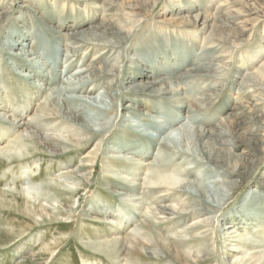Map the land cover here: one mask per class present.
<instances>
[{
    "label": "rangeland",
    "instance_id": "1",
    "mask_svg": "<svg viewBox=\"0 0 264 264\" xmlns=\"http://www.w3.org/2000/svg\"><path fill=\"white\" fill-rule=\"evenodd\" d=\"M1 3L0 12L7 14L0 20V264H264V190L260 186L264 156L251 174L241 179L232 196L218 210L211 209L212 212L202 211L199 208L205 205L201 202L186 199L185 195L154 180L155 172L163 166H166L163 175L177 185L184 177L192 180L193 175L209 171L198 166L191 172L188 158L169 163L173 157L170 148L158 151L155 120L163 121L164 116L178 109L174 106L176 98L190 103L204 94L218 95L212 102L202 101L210 106L202 115L201 125L221 126L244 143L247 137H239L238 133H247L249 129L241 120L250 115L264 116V0H0ZM135 3L146 4V9L133 14L136 12L128 7ZM183 6L188 9H180ZM199 11L227 26H211L210 20L200 16L195 23ZM18 17L27 19L24 25L17 22ZM100 23L127 32L128 37L121 45L126 54L123 64L131 65L130 57L140 61L148 56L146 65L153 68L155 75L171 72L177 76L195 68L190 60L208 49L200 62L208 63L210 55H220L224 61L217 64L224 69L220 68L221 74L216 68L195 69L190 75L209 73L219 78L189 77L177 81L180 93L162 97L168 100L138 95L135 118L130 117L133 113L126 116L134 119V123L143 124L133 129L140 134L120 129L125 117L121 107L105 115L116 119L115 127L111 123L108 130L99 134L95 132L98 126L85 131L76 124L64 123V107L60 101L56 107L50 99L51 89L72 79V74L87 60L80 63V49L75 50L74 57H65V46L54 39L58 30L66 31L71 25L87 30L90 25ZM29 32H35L33 40L22 41L18 47L21 38ZM110 35L105 34L118 42ZM148 42L154 45L150 53L142 49L140 52L139 48ZM20 48L31 51L23 58L13 56H22ZM132 48L137 51L133 56ZM103 49L90 50L87 59ZM171 53L173 57H168ZM118 54L117 49L105 53L107 57ZM31 62H34L32 67ZM48 64L51 65L46 69ZM22 65H28L27 75L36 71L47 78L52 74L59 78L55 85L40 77H33L28 84L15 74V71L22 73ZM66 65L72 72H67ZM124 69L121 67L123 75L131 70ZM135 71L138 74L140 70ZM108 80H101L94 86L95 91H100ZM238 81L257 85L253 87L258 88L257 95L242 100L247 107L259 101L251 110L233 107L236 91L244 92L252 87L241 89ZM93 94L91 97H99L98 93ZM148 114L155 118H147ZM226 116L228 120L221 124ZM19 120L25 125L18 126ZM170 133L166 135L176 136L178 130ZM261 133L264 135V130ZM230 135L226 140H232ZM41 136L52 140L44 144ZM54 142L59 143L58 147L53 146ZM210 146L211 143L202 144L198 140L189 145L197 153L210 151ZM124 147L126 150H122ZM228 149H220V159L233 164L235 155H229ZM242 149L240 145L233 152ZM214 159L212 155L210 160ZM250 168L244 171L249 172ZM254 191L256 198H260L252 202V210L238 216L239 204L249 201ZM26 201L30 203V211ZM168 239L188 255V262L166 256L164 247ZM121 245L123 250L119 254ZM127 249H131L128 256Z\"/></svg>",
    "mask_w": 264,
    "mask_h": 264
},
{
    "label": "bare ground",
    "instance_id": "2",
    "mask_svg": "<svg viewBox=\"0 0 264 264\" xmlns=\"http://www.w3.org/2000/svg\"><path fill=\"white\" fill-rule=\"evenodd\" d=\"M2 5L3 4L1 3L0 9L2 8ZM128 8H131L132 11L136 12L133 14H138L140 10L146 9V4L135 3ZM180 9L186 10L188 8L186 6L185 7L183 6ZM6 12L7 11L0 12V20L2 18H5L4 14L6 15L7 14ZM186 16L188 17V15ZM199 16L200 18L202 17L203 19H205V21L210 20L211 26L215 25L221 28L224 26H227L226 24L225 25L219 24L217 22L216 17L214 16L209 17V15H205V13L200 12V11L197 12V14L194 17L195 23ZM48 17L51 18V20H54L52 19V16L51 17L48 16ZM26 21L27 19L22 18V17H18L17 19V22L22 25H24ZM70 28H68L66 31L58 30L59 34L55 36L54 40L57 43L59 42L61 46H65V49H66V52L64 54L65 57L66 56L74 57L75 50L80 49V51L82 50L81 54L79 53L80 54L79 59L81 61L80 63H82V61L84 60H87V62L86 64L81 66V68L78 67L79 70L75 71L73 74L71 73L73 76L72 79L61 82L62 83L61 86L57 87L56 89H53V88L51 89V93L53 94V97H51L50 100L55 105H57L60 101L59 103L60 106L64 107L62 111L63 112L62 117L64 118L63 119L64 123L67 122L68 124L69 123L76 124L77 126H79L78 128H82L85 131L94 130L93 126H98L96 127L97 131L95 132L99 134L102 131L108 130L111 123H113L111 127H115L116 119L107 117L105 115L121 107L124 112L122 113L123 114L122 116H125V117L122 118L121 123L124 122V124L120 125L121 127L120 129H122L123 131L134 133L135 135L140 134V132L138 131L135 132L133 129L143 124H137L136 122L134 123L133 122L134 119L130 118V117L135 118L134 112H135V108L137 107L136 102L139 101L138 95L149 94V96H153V98L155 99L160 98L162 100L164 99L168 100V97L167 98L166 97L162 98V97L166 95H174V94L180 93L175 83L177 81L179 82L189 77H192L195 79L196 78L205 79V80H210L211 78H213L211 80H217L219 78L218 76H211L209 75V73L190 75V72L194 71L195 69L205 68L209 70V69L216 68V71L219 72L220 74H221V71L224 69L223 68L224 66H222L221 64H217L219 61H224L223 57H221L220 55L213 56L212 54L210 55L211 57L208 63L207 62L201 63L200 61H201V58H203L204 52L205 54H207L206 51L208 50V49H204L203 51H201L200 55L198 54L199 56H196V55L194 56L198 58H193L192 60H190L191 62L193 61V63H195V68L193 69L190 68L187 70V72L185 73L183 72L182 74L177 75V76H174L171 72H168V74L167 72H164L161 75H155V73H153L154 70H152L153 68L150 67L149 65H146L145 60L148 59V56L144 57L141 60L139 59L140 61H137V59L130 57L129 61L131 62V65L123 64V60L126 57V54L124 53L123 48H121L122 47L121 45H122V42H124L128 37L127 32L122 31L119 28H115L111 24H104V23H100L94 26L90 25L87 30L86 29L83 30L81 28L79 29L78 25L76 26L71 25ZM58 29H60V27H58ZM45 30L46 28L43 29V31ZM105 34H111L110 37L111 36L115 37L118 42H115V40H111L107 38ZM33 36L35 37V32H32V33L29 32L25 34V36L21 38L22 39L21 42L17 44L18 47L22 45V41H26L30 38L32 41L34 38ZM176 39H179V36ZM148 46H149L148 48L149 50H147ZM152 46L154 45L148 42V44L145 47L144 46L140 47L139 51L142 49V51H148L147 53H150V49ZM27 47H29V45H27ZM99 47H103L104 49L94 54L89 59H87L90 53V50L95 51ZM114 49L118 50V53H119L118 55H115L113 57H107L105 55L107 51L111 52ZM30 51L31 49L29 48H26V51L24 49H21L22 56H19L20 54H16V55L13 54V56L23 58V55H26ZM160 51L162 52L161 48H160ZM213 51L217 52V50L215 49H213ZM136 52H137L136 48L135 49L132 48L130 51V54H132L133 56ZM173 53H175V51H173ZM179 54H180V51L178 52L177 56ZM167 56L173 57V54L172 53L167 54ZM213 61H217V62H213ZM31 63L33 64H30V67L34 65V62H31ZM50 65L49 64L46 65L45 68L48 69ZM27 66L22 65L21 67L24 68V70H21L22 73L15 71V74H17V77L18 76L21 77L19 79L23 81L24 80L27 81L28 84H30V82L32 81L31 79L33 77H37V78L40 77L45 80L49 79V81H52L53 85H55L56 79L59 78L58 75L53 76V74L50 78L49 77L47 78L46 75L42 74V72L37 73L36 71L32 72L31 75H27L28 73ZM123 66L125 68L124 71L131 69L130 72H125V73L123 72L124 75L121 74V67ZM220 68H223V69L221 70ZM66 69L68 70L67 71L68 73L72 72L71 71L72 68H70L69 65H66ZM136 69L140 70L139 73L137 72L138 74L134 73L136 72L135 71ZM142 71L144 72L146 71V72L143 73L142 75L140 74L142 73ZM82 74H84V76H82ZM142 78H145V80H143ZM172 78H174L173 80L175 81L173 80L171 81ZM104 79H107V80L109 79V80L106 81V83L103 85V88L100 91L99 90L95 91L94 86H97L98 83H100V81ZM244 81L242 82L238 81L237 84H239L238 85L239 88L241 89L245 88L244 86H249V87L252 86V87L249 88V90L247 89L246 91L243 90L244 92H239V90L238 92L236 91L237 95L235 96V101H234L236 106L235 104L233 105V107L236 110L238 109L242 110V108L244 109L249 108V110H251L253 107L259 104V101L255 100L251 108V107H247V104L245 105L242 103V100L245 99L247 96L248 97L256 96L258 92V88L253 89V87L257 86L255 83H252L254 84L252 85L251 83H244ZM251 82H253V80ZM37 84L41 85V82H38ZM63 84H66V85L64 86ZM77 93H80V95H77ZM93 93H98L99 97L97 98L96 95L91 97L92 95H94ZM217 96L215 94H209V93L204 94L203 96L196 97V99L195 98L191 99L192 101L190 103L185 102L182 98H176V103L174 105L176 108H178L176 109V111L169 112V114L164 116L163 121L161 120L157 121L156 119L155 126L152 125V123L148 124L149 126H154L155 129L157 130L156 132L159 134V136H157V140L155 141L156 145L158 146V151L160 150L164 151V149L170 148L173 157L169 160V163H176L179 159H181V162H184L188 158V160L191 162V165H192V167H190L191 165L188 166L189 168H191V170H189L191 172L193 168L198 167V166H205L209 168V171L207 172H200L199 175H193L194 178L192 180L187 177H184L178 185L172 178H168L163 175V171L166 166H163V168H160L159 170H157L154 176V180L165 184L164 186L167 189L174 190L176 192H179L185 195L186 199L201 202L202 205H205V206L199 209L205 212H212L211 209L218 210L230 198V196H232L233 191L241 183V179L246 178L248 175H250L254 167L258 166L261 163V160H262L261 158L264 156V139H263L264 135H262L261 133V131L264 130L263 128L264 123L262 120L264 116L262 115H257V116L250 115V116H246L247 118H244L241 120L242 122L241 124L248 126L247 129H249L247 133L245 132L238 133L239 137L240 135L247 137V142L245 143L242 140H239V138L237 139L236 135H235V138L231 136L230 134L232 133V131L225 129V128L221 129V126L220 127L218 126L216 128H209V127H204L201 125V122L203 121L202 115L205 112L206 108L210 106L209 104L204 105L202 101L209 100L210 102H212L216 99L215 97ZM249 99L252 100V98H249ZM123 100H124V103L122 104ZM126 100H128L129 102L125 103ZM155 102L158 103L157 101ZM56 107H58V105ZM90 111L91 112L93 111L94 113L92 112L93 114H90L89 113ZM88 113H89V116L84 117V115H88ZM127 113L128 114L133 113V114L130 115V117H127L126 116ZM144 114L146 116L147 113H144ZM235 114L236 113L234 112V115ZM148 117L149 119L155 118L152 114H148L147 118ZM222 120L223 121H221V124L222 122L224 123L226 120H228V116L224 117ZM17 124L18 126H22V125H25V122H20L19 120ZM29 124L32 125V122H29ZM250 125H253V126L249 127ZM36 128L39 129L38 126H36ZM174 130H178V133L176 134V136H173V135L170 136L171 134L170 132H173ZM166 133H170V134L166 135ZM228 135H230V138L232 140H226V137ZM40 138H41L40 139L41 142L44 144H48L49 141L52 140L44 136H41ZM192 139L195 140V142L196 140L201 141L202 144L211 143L210 147H212L211 149L213 150V152L210 149V151H204V150L200 151L201 154L197 153L195 150L192 149V147H189V145L193 141ZM171 144H175L176 147H171ZM58 145L59 143L57 142H54L53 144L54 147L55 146L58 147ZM240 145H243V149L239 151L238 153H234L233 150L237 147H240ZM213 147L215 148L213 149ZM224 147L226 148L230 147V149H228L229 155L230 154L235 155L234 156L235 162L233 164L227 163L226 161H222L220 159L221 158L220 156L222 155L220 149ZM122 150H126V148L124 147L122 148ZM212 155H214L215 157L213 161L210 160ZM248 166L251 167L250 171L245 172L244 170ZM188 167H185V168H188ZM187 173L191 174L190 172H187ZM216 175L221 176V179L213 180L212 178H214ZM260 186L264 190V169L261 174ZM252 193L253 194H251L249 201H245L244 203L242 202L241 204H239L237 209L241 210V212L239 213L238 216H240V214L243 215L242 214L243 211H248L250 209L252 210V208H250L252 206L251 205L252 202L260 198V197L256 198L255 191ZM29 204H28V201H26V206L28 210L30 209ZM164 209L166 208L163 207L162 210ZM152 226L156 227L155 224H152ZM151 230L154 233L153 227ZM133 242L136 243L134 240H131V243ZM174 242L175 241L168 239V243L166 244V247H164L166 256H168L171 259H174L175 261L188 262L189 261L188 255L182 253L180 249L178 248V246L176 245V243ZM137 243H139V241ZM122 245L120 246L121 248L120 247L118 248L119 254H121L123 250ZM204 248H202L203 250L202 249L201 250L204 251ZM130 250L128 249L126 250L128 251L126 253L127 256L131 254L129 253ZM195 257L197 256L195 255ZM135 258L136 257H134V259Z\"/></svg>",
    "mask_w": 264,
    "mask_h": 264
}]
</instances>
